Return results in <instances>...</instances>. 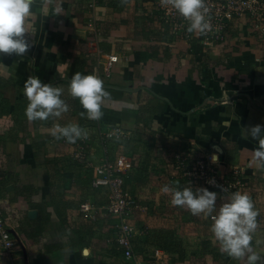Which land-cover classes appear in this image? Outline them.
Returning <instances> with one entry per match:
<instances>
[{"label":"crops","instance_id":"crops-1","mask_svg":"<svg viewBox=\"0 0 264 264\" xmlns=\"http://www.w3.org/2000/svg\"><path fill=\"white\" fill-rule=\"evenodd\" d=\"M32 13L28 52L0 54V206L20 244L14 258L0 255V264H144L141 255L156 249L166 264H240L220 251L211 217L193 216L161 192L176 181L207 188L173 176L177 157L191 150L206 162L217 155L211 162L220 175L241 169L242 192L263 219L253 247L264 256V167L253 159L256 141L244 133L264 125V42L251 21L233 19L223 42L210 46L204 34L173 33L155 0H102L96 27L86 0H33ZM109 56L118 62L107 77ZM76 72L103 79L110 99L100 120L80 117L83 109L68 93ZM30 76L64 88L69 110L61 118H26L23 86ZM68 123L87 130L90 155L103 154L104 133H127L105 149L133 164L126 186L144 205L132 219L138 259L125 260L107 244L116 220L103 215L91 172L73 160L81 139L69 144L51 134L54 124ZM226 199L218 193L217 207ZM84 247L88 258L80 254Z\"/></svg>","mask_w":264,"mask_h":264},{"label":"clouds","instance_id":"clouds-1","mask_svg":"<svg viewBox=\"0 0 264 264\" xmlns=\"http://www.w3.org/2000/svg\"><path fill=\"white\" fill-rule=\"evenodd\" d=\"M163 6H170L177 14L188 21L189 33L205 34L211 30L210 9L206 0H161ZM33 0H0V54L23 56L31 47L29 23ZM23 93L28 103L25 116L29 121H47L61 118L69 110L64 96V88L43 83L39 77L30 76L23 86ZM68 93L79 101L83 111L80 117L100 120L105 102L110 99L103 79L95 73L76 72L68 82ZM247 137L256 141L253 159L264 167V125H255L244 129ZM51 134L56 140H65L75 144L86 139L87 130L76 123L64 126L54 124ZM211 161L216 163L218 156L213 154ZM215 184L214 180L209 181ZM225 192V188H221ZM161 192L171 195L173 206L187 209L193 216L211 217L210 231L219 244L220 251L240 264H264V256L253 247L254 234L258 228L259 210L247 192L235 191L228 195L225 202L217 207L218 193L208 188L189 186L180 187L179 182L165 184ZM69 250L65 249L67 253ZM81 256L88 258L92 252L88 247L81 249Z\"/></svg>","mask_w":264,"mask_h":264},{"label":"built area","instance_id":"built-area-1","mask_svg":"<svg viewBox=\"0 0 264 264\" xmlns=\"http://www.w3.org/2000/svg\"><path fill=\"white\" fill-rule=\"evenodd\" d=\"M102 0H86L88 10L93 17L90 19V26L96 27V12ZM207 6L210 9L209 17L211 20V30L205 33V41L208 45H219L224 40V33L228 27V23L235 18L249 19L256 32L261 35L264 42V0H206ZM157 11L164 20L169 24L173 33H188V21L181 17L170 6H163L161 0H155ZM118 62V56H109L108 61L103 66V73L109 77L110 70L113 65ZM100 66H97L98 72ZM104 152L102 155L95 153L89 154V146L85 139H81V143L76 144L74 161L82 167V158L90 157L89 169L91 172L90 188L101 194L105 203L100 210L103 215H107L116 222L110 226V237L107 238V244L111 247H116L123 255L125 260L138 259L135 247V239L138 235L137 229L132 223V219L136 212L140 210L139 204L134 196L127 188L128 173L132 171L133 164L126 161L125 157H116L111 159L108 156V151L105 149V144L110 141H122L127 139V133L119 128L113 129L110 132L104 133L100 138ZM92 147L89 149L91 150ZM83 156V157H82ZM176 170L184 171V178L190 183H201L209 190L216 191L221 196L228 195L235 191H243L246 187L245 178L242 176L241 169H232L231 174L224 176L220 175L216 166L207 159V162L197 156L193 150L188 155L181 158L177 157ZM214 180L215 184H210L209 181ZM226 191L222 192L221 188ZM94 207V206H93ZM98 208V207H97ZM99 209V208H98ZM81 211L88 212L89 208L85 206ZM95 219V215L93 216ZM257 220L263 222L259 216ZM254 243V238H253ZM20 244L14 238L11 231V225L5 215L4 210L0 206V252L7 258H14ZM144 264H166L167 259L165 254L156 249L153 255L146 254L142 256Z\"/></svg>","mask_w":264,"mask_h":264},{"label":"rangeland","instance_id":"rangeland-1","mask_svg":"<svg viewBox=\"0 0 264 264\" xmlns=\"http://www.w3.org/2000/svg\"><path fill=\"white\" fill-rule=\"evenodd\" d=\"M83 157V156H82ZM88 159H90V157H86V158H82V167H81V170H82V172L83 171H85V172H89L88 174L90 175V169H89V162L91 161V160H88ZM184 171H179V170H175V168H174V170H173V176H174V178H179V177H182L183 179H186V177L184 178ZM187 180V179H186ZM188 181V180H187ZM189 182V181H188ZM135 198V200L137 201V203L139 204V207H140V210L139 211H143V208H144V205H143V203H142V201L141 200H139V199H137L136 197H134ZM0 255H1V257L3 258V256H2V254H1V252H0Z\"/></svg>","mask_w":264,"mask_h":264}]
</instances>
